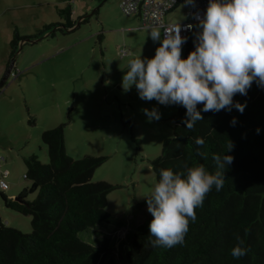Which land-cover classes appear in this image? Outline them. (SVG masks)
<instances>
[{"label":"rangeland","instance_id":"1","mask_svg":"<svg viewBox=\"0 0 264 264\" xmlns=\"http://www.w3.org/2000/svg\"><path fill=\"white\" fill-rule=\"evenodd\" d=\"M66 5L76 22L80 17L86 21L71 32L22 44L14 55V75L8 74L0 86V156L5 158L0 172L9 171L5 191L14 185H20V190L27 186L22 158L34 154L47 163L40 134L64 123L66 153L73 158L105 156L91 180L118 185L106 195L111 220L95 224L81 237L98 245L107 236V257L115 264H126L123 256L130 234L151 218L145 199L155 181L150 162L159 154L162 141L171 136L172 116L179 104L142 100L134 85L123 90L127 61L139 54L152 56L159 41L147 35L158 27L143 26L138 18L124 15L119 0H0V80L8 68L13 31L28 36L44 24L62 23L58 9ZM184 19L181 5L165 16L167 22ZM184 53L181 47L182 57ZM153 107L160 118L149 121L143 110ZM131 136L139 140L137 150ZM0 217L3 222L8 219L6 225L30 232L29 216L0 204Z\"/></svg>","mask_w":264,"mask_h":264},{"label":"trees","instance_id":"2","mask_svg":"<svg viewBox=\"0 0 264 264\" xmlns=\"http://www.w3.org/2000/svg\"><path fill=\"white\" fill-rule=\"evenodd\" d=\"M58 13L62 23L44 24L33 35L19 36L14 30L7 64L22 44L53 37L56 32H71L86 21L80 17L76 22L69 5L59 8ZM196 40L197 35L190 36L184 56ZM233 100L246 103L242 113L234 107L231 111L202 112V119L191 130L183 124L185 108L177 106L171 136L162 141L159 154L150 162L155 180L159 169L181 170L185 163L193 161L213 170L211 154L222 152L227 140L233 143L230 153L233 160L224 170L223 188L219 192L213 188L196 209V220L189 221L183 245L152 247L148 243L151 218H145L130 234L123 256L126 264H264V87L254 81L246 95L236 94ZM200 107L198 104L197 109ZM232 117L236 118L234 126L229 123ZM27 122L32 124L33 119ZM63 128L64 123H60L40 134L47 163L40 162L34 154L22 158V178L28 185L17 193L18 200L8 199L0 192L4 207L30 217L28 233L6 225L0 218V264H115L107 257L110 252L107 236L94 245L81 235L95 224L111 220L105 208L106 195L118 185L91 180L94 169L106 157L68 155ZM197 136L205 140L201 150L207 151L206 160L195 153ZM131 139L137 150L139 140L133 136ZM235 234H239L248 249L239 259H233L229 252L236 242Z\"/></svg>","mask_w":264,"mask_h":264},{"label":"clouds","instance_id":"3","mask_svg":"<svg viewBox=\"0 0 264 264\" xmlns=\"http://www.w3.org/2000/svg\"><path fill=\"white\" fill-rule=\"evenodd\" d=\"M199 32L194 47L181 56L185 38L179 30H148L151 40L159 41L150 57L136 55L127 61L122 74V88L135 86L142 100L159 104H179L185 108L183 124L191 130L202 119V112H243L246 103L234 101L236 94H247L255 81L264 87V0H208L202 16L197 17ZM200 109H197V105ZM147 120H158L159 111L145 108ZM235 125L236 118L229 121ZM256 132L260 129L257 127ZM195 153L208 158L202 137H195ZM233 143L227 140L222 152L212 153L215 165L209 170L204 163H185L181 170L164 167L158 171L149 195L145 196L148 243L154 247L172 248L184 244L189 221L196 220V209L213 188L224 186V170L231 165ZM229 252L239 259L248 252L244 240L235 234Z\"/></svg>","mask_w":264,"mask_h":264},{"label":"built area","instance_id":"4","mask_svg":"<svg viewBox=\"0 0 264 264\" xmlns=\"http://www.w3.org/2000/svg\"><path fill=\"white\" fill-rule=\"evenodd\" d=\"M207 2L208 0H119V7L124 15L138 18L141 25L158 27L162 35L165 28L179 30L186 41L181 47H186L190 36L199 32L197 17L203 15ZM179 5L183 7L185 19L179 22L165 21V16ZM14 73L11 67L8 74ZM6 188L7 182L0 178V189Z\"/></svg>","mask_w":264,"mask_h":264},{"label":"crops","instance_id":"5","mask_svg":"<svg viewBox=\"0 0 264 264\" xmlns=\"http://www.w3.org/2000/svg\"><path fill=\"white\" fill-rule=\"evenodd\" d=\"M73 17V16H72ZM2 157H4V156H2ZM3 162H5V158H4V160H0V164L1 163H3ZM9 175V171H8V169H5L3 172H0V176L6 181V178H7V176ZM7 182V181H6ZM8 184V183H7ZM7 188H8V186H7ZM6 188V189H7ZM5 189V190H6ZM5 190H0V192H2L8 199H14L15 197H16V195H17V193L20 191V185H14L11 189H9L8 191H5ZM3 207H4V205H3V203H2V200H1V203H0ZM5 209H7L6 207H4ZM1 218V217H0ZM4 218H6V217H4ZM2 221H3V219H1ZM5 221H4V223L5 224H9V221H8V219H4Z\"/></svg>","mask_w":264,"mask_h":264},{"label":"water","instance_id":"6","mask_svg":"<svg viewBox=\"0 0 264 264\" xmlns=\"http://www.w3.org/2000/svg\"><path fill=\"white\" fill-rule=\"evenodd\" d=\"M18 50H19V49H18ZM13 61H14V59H11V60H10V62H9V64H8V68L6 69V72H5V74L3 75L2 79L0 80V85H2V84L4 83L5 78H6V76L8 75L9 70H10L12 64H13ZM14 199H15V200H18L17 197H15Z\"/></svg>","mask_w":264,"mask_h":264}]
</instances>
